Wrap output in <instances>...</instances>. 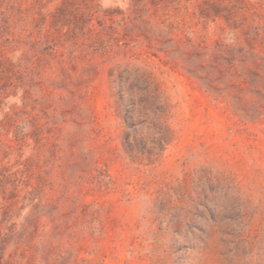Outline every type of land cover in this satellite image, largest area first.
Returning a JSON list of instances; mask_svg holds the SVG:
<instances>
[{
    "label": "rangeland",
    "instance_id": "374dc122",
    "mask_svg": "<svg viewBox=\"0 0 264 264\" xmlns=\"http://www.w3.org/2000/svg\"><path fill=\"white\" fill-rule=\"evenodd\" d=\"M0 264H264V0H0Z\"/></svg>",
    "mask_w": 264,
    "mask_h": 264
}]
</instances>
